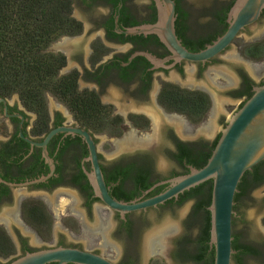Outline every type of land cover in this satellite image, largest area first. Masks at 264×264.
Masks as SVG:
<instances>
[{"label":"flooded vegetation","instance_id":"1","mask_svg":"<svg viewBox=\"0 0 264 264\" xmlns=\"http://www.w3.org/2000/svg\"><path fill=\"white\" fill-rule=\"evenodd\" d=\"M235 1L211 0L209 5L196 10L190 9L185 0L177 2V35L182 44L193 52L204 49L209 42L202 44L199 39L211 34L212 21L228 23L227 8ZM70 3V16L75 26L35 51L44 55L34 63L35 69L47 68L44 86L35 87L29 96L18 91L9 94L0 89V229L15 247L11 254L0 255V264H9L27 252L55 246L92 251L115 264H139L136 246L151 212L161 213L188 202L181 204L179 196L174 199V207L167 201L123 217L97 197L89 179L93 169L84 139L79 134L58 133L45 146L41 145L52 130L64 126L88 130L96 142L109 192L127 203L155 196L169 186H156L158 183L189 173L188 166L192 165L189 156L208 149L220 134L209 138L197 131L213 129L210 116L215 112L211 89L202 80L211 81L212 66L232 56L221 58L231 46L207 62L177 60L172 58L174 53L158 35L126 33L131 27L157 22L155 0H144L140 6L135 0H70ZM178 7L183 12L181 16ZM216 10L220 13L213 14ZM263 21L264 10L257 23ZM250 27L240 36L250 34ZM258 43L260 41L251 45ZM54 44L57 45L53 47ZM239 49L242 53L243 46ZM245 54L255 60L251 69L236 64V79L220 70L227 79L218 80L232 87L225 93L240 101L238 109L250 92L264 84V65L259 67L261 58L252 57L248 51ZM188 72L195 78L189 79ZM179 89L200 91L210 97L211 106L200 121H193L188 114L173 107L171 98L174 95L170 91ZM219 121L226 127L228 120L224 114ZM93 130H122L121 135L107 132L116 139L126 135L123 143L118 140L112 143L117 151L114 157L108 158L101 151L99 132ZM181 146L191 151V154H184L182 160L175 157ZM162 154L178 166L164 176L159 175L157 166ZM139 172L147 175L153 184L146 188L133 184V177ZM51 173L52 176L42 181ZM110 175H116L117 180L108 184ZM77 177H81L79 185L75 182ZM120 187L124 190L120 191ZM62 194L76 196L81 201L83 213L92 220L88 225L84 217L77 216L78 223L89 235L87 243L68 239L65 231L74 234L71 229L75 219L61 212L59 207L53 209L50 199L54 195L60 203ZM189 201L194 205V200ZM35 207L40 209L39 218H35ZM111 212L114 224L108 223ZM41 213H44V220ZM111 227H114L115 237L123 243V254L117 261L112 258L116 256L106 255L114 244L107 235ZM56 228V245L51 246L47 241L52 235L56 236ZM148 237L145 239L147 256L161 253L157 239Z\"/></svg>","mask_w":264,"mask_h":264},{"label":"water","instance_id":"2","mask_svg":"<svg viewBox=\"0 0 264 264\" xmlns=\"http://www.w3.org/2000/svg\"><path fill=\"white\" fill-rule=\"evenodd\" d=\"M155 2L158 8L157 22L131 27L126 33L131 35L154 33L174 53L172 58L186 59L191 62H207L220 55L233 45L243 30L257 23L264 10V0H236L228 14L229 26L226 32L212 43L207 44L204 49L193 52L182 44L177 35L176 1L155 0ZM220 131L221 136L203 167L197 168L189 165V173L175 176L156 185L169 184L163 192L131 203L120 201L109 192L99 163L96 142L88 130L59 127L52 130L41 145L45 146L58 133L79 134L89 147L90 157L88 159L93 169L89 173V179L97 197L108 208L121 213L123 217L133 211L157 207L169 200L178 199L186 191L208 180H213L212 201L208 209L211 212L210 244L215 248L214 264H232L233 254L236 252L233 248V219L237 213L234 208L235 197L245 173L253 170L264 160V84L254 89V94L229 118L226 127H222ZM52 174L43 177L42 181ZM158 231L149 234L148 238H156L158 245H161L159 241L160 237L165 234V229L160 228ZM50 263L115 264L101 254L65 246L27 252L9 264Z\"/></svg>","mask_w":264,"mask_h":264},{"label":"trees","instance_id":"3","mask_svg":"<svg viewBox=\"0 0 264 264\" xmlns=\"http://www.w3.org/2000/svg\"><path fill=\"white\" fill-rule=\"evenodd\" d=\"M180 3L181 0H175ZM233 6V5H232ZM231 6V7H232ZM231 7L227 8L230 11ZM226 10V11H227ZM72 11L70 0H0V89L11 94L14 91L29 96L33 89L44 86L46 67L36 68L37 59L44 55L35 53L37 49L45 47L59 33L65 32L75 26V20L70 16ZM180 16L183 14L178 7ZM216 10L213 14H219ZM229 24L225 21H212L211 34L201 37L199 40L212 43L218 36L224 34ZM177 27V26H176ZM208 43V44H209ZM206 47V46H205ZM253 57L261 58L264 55V42L251 45L247 49ZM36 59V60H35ZM49 69V67H48ZM51 76L53 69L49 70ZM174 97L171 98L173 107L198 122L211 106L210 97L200 91H187L179 89L170 91ZM254 94L250 92L247 100ZM246 100V101H247ZM244 101L243 104L246 102ZM94 132H109L121 135L122 130H93ZM221 136V133L210 144L208 149H202L199 153L189 156V163L197 168L203 167ZM191 151L181 146L176 158L182 160L184 154ZM81 177L76 178V183L81 184ZM108 184L117 180L116 175H110ZM113 181V182H112ZM133 184H142L148 187L153 183L149 182L148 176L142 172L133 177ZM264 184V160L256 165L253 170L247 171L239 184V192L235 197V211L233 226L242 215L241 208L247 205L251 199L252 192ZM84 187V186H83ZM120 191L124 188L120 187ZM213 180L186 191L180 195V203L194 200L191 213L186 220V233L175 241L173 256L179 264H214L215 248L211 247V212L208 207L212 201ZM122 193V192H121ZM123 194V193H122ZM119 197V196H118ZM120 198V197H119ZM175 200L167 203L174 207ZM35 218L40 217V209L34 208ZM44 220V213H41ZM197 232L193 233V229ZM233 260L238 264H247L248 257L259 259L264 263V245L257 247L244 239V233L233 231ZM15 251V247L7 234L0 229V255L7 256Z\"/></svg>","mask_w":264,"mask_h":264},{"label":"rangeland","instance_id":"4","mask_svg":"<svg viewBox=\"0 0 264 264\" xmlns=\"http://www.w3.org/2000/svg\"><path fill=\"white\" fill-rule=\"evenodd\" d=\"M211 0H185V4L192 10L199 9L203 6L209 5ZM135 2L140 6L143 4L144 0H135ZM251 33L242 34L238 37L231 48L224 54H222L221 58H224L226 55L232 54L230 58L224 59L225 62L221 61L217 64H214L212 67L214 68L211 81H205L203 79V83H206L211 89L212 96L215 100V112L210 116L211 124L213 129L207 132H201V130H197L198 133H203L209 138H214L219 132H221V128L223 127L219 121V117L224 114L229 120V118L238 111V106L240 101L231 99L227 93H225L226 89H230L232 87L224 86L220 83L219 78H224V75L220 72V70L226 74H229L233 78L236 79L235 74V65H243L247 70L251 69L250 65L253 64V61L246 56V51L249 45L254 44L256 42H264V21L260 23H256L250 27ZM256 39H260L259 41H254ZM57 44H54L55 47ZM243 46V52H240L239 46ZM241 54V55H240ZM264 65V55L260 59L259 67ZM262 75H264V71L262 70ZM189 79L195 78L194 74L188 72L187 74ZM258 78L257 76H255ZM261 78V77H260ZM129 130H127V133ZM99 139V146L101 151H103L108 158L114 157L117 151L114 150L112 143L118 140L123 143L125 141L126 135L121 138H112L105 132H99L97 134ZM193 136L191 135L190 138ZM116 152V153H115ZM158 172L159 175H168L171 171L178 168L177 164L171 160H169L163 154L158 158ZM72 194H75V191L69 190ZM70 192V193H71ZM69 193V192H68ZM72 194L65 195L62 194L60 203H57L54 195H51L50 199L52 201L53 209H61L63 213H68L71 218L75 219V223L71 230H73L74 234L70 231H65L70 241L72 240H80L84 243H87L89 240V235L87 230L83 229V227L78 223V218L84 217L85 221L88 225L92 224V220L88 218L84 213L81 206V201L76 198V196H72ZM193 202L188 201L183 206L178 208H168L158 213L156 211L151 212L149 215V223L143 227V230L140 234L141 241L139 245L136 246V253L139 254V264H179L173 256V252L175 249V241L183 236L186 233V220L189 214L192 211ZM242 215L236 221L235 226H233V231L236 230L238 232L244 233V239L251 244L262 247L264 245V184L260 187L256 188L252 194L249 203L241 208ZM81 214V215H80ZM112 212L109 214L108 223H113ZM77 222V223H76ZM76 224V227H75ZM75 227V228H74ZM164 228L165 234L160 237L161 243V253H157L152 257L147 256L146 248H145V239H147L148 235L152 232H157L158 229ZM114 227H111L107 230V235L109 241L114 244H111V248L106 251V255L116 256L112 257L115 261L121 258L123 254V243L121 240L117 239L113 233ZM193 233L197 232V228H194ZM161 232V231H158ZM56 236L52 235L50 237V241H47L49 245H56V237H57V228H56ZM247 264H264L257 258L248 257L246 260ZM191 264V263H184ZM232 264H238L233 260Z\"/></svg>","mask_w":264,"mask_h":264}]
</instances>
